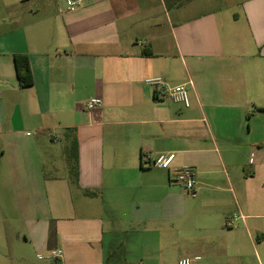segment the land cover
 Listing matches in <instances>:
<instances>
[{
	"label": "crops",
	"instance_id": "obj_1",
	"mask_svg": "<svg viewBox=\"0 0 264 264\" xmlns=\"http://www.w3.org/2000/svg\"><path fill=\"white\" fill-rule=\"evenodd\" d=\"M157 75L186 83L190 106L145 81ZM168 152L169 169L151 164ZM185 165L196 195L176 180ZM9 219L0 264L52 250L49 264H264V0H0Z\"/></svg>",
	"mask_w": 264,
	"mask_h": 264
},
{
	"label": "built area",
	"instance_id": "obj_2",
	"mask_svg": "<svg viewBox=\"0 0 264 264\" xmlns=\"http://www.w3.org/2000/svg\"><path fill=\"white\" fill-rule=\"evenodd\" d=\"M68 10H75L82 2V0H66ZM145 81L152 85L157 93L162 96L169 97L175 101L182 103L185 106H190L191 96L190 90L186 83H179L175 85L169 84L163 76H150ZM102 99L98 97L89 98L85 106L88 109H92L102 104ZM30 133V132H29ZM150 158V156H149ZM176 153L168 152L161 153L151 159V164L157 167L169 169L175 161ZM176 180L179 181L184 188L191 194L196 195L197 190V174L193 167L185 165L176 172ZM62 255L61 250H52L46 254H39L40 258H46L49 260H55ZM177 264H207L200 261L197 258L181 257Z\"/></svg>",
	"mask_w": 264,
	"mask_h": 264
},
{
	"label": "trees",
	"instance_id": "obj_3",
	"mask_svg": "<svg viewBox=\"0 0 264 264\" xmlns=\"http://www.w3.org/2000/svg\"><path fill=\"white\" fill-rule=\"evenodd\" d=\"M16 62H17L18 78L20 84L22 86H28L33 84L34 82L33 75L27 56L24 55L16 56ZM77 147H78L77 141L71 140L68 148V157L70 159L71 172L73 174V178L76 181L78 180V151H77L78 148ZM85 193L90 196H94L98 194L97 191H93V190H86Z\"/></svg>",
	"mask_w": 264,
	"mask_h": 264
},
{
	"label": "rangeland",
	"instance_id": "obj_4",
	"mask_svg": "<svg viewBox=\"0 0 264 264\" xmlns=\"http://www.w3.org/2000/svg\"><path fill=\"white\" fill-rule=\"evenodd\" d=\"M15 220H7V221H4V222H2V221H0V225H6V226H12V225H15V222H14ZM46 253V252H45ZM45 253H43V254H45ZM33 264H49V262H48V260H46V259H43V260H39L38 258H36L35 257V259H33L32 261H31ZM21 264H24L23 262L21 263Z\"/></svg>",
	"mask_w": 264,
	"mask_h": 264
}]
</instances>
